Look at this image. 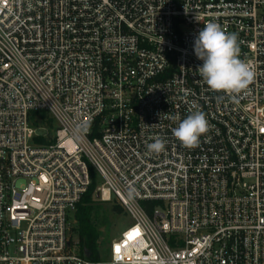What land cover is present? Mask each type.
Wrapping results in <instances>:
<instances>
[{
  "label": "built area",
  "instance_id": "2783aa9c",
  "mask_svg": "<svg viewBox=\"0 0 264 264\" xmlns=\"http://www.w3.org/2000/svg\"><path fill=\"white\" fill-rule=\"evenodd\" d=\"M209 21L256 73L234 98L197 71ZM193 111L189 149L172 129ZM90 166L133 220L108 260L70 238ZM0 264H264V0H0Z\"/></svg>",
  "mask_w": 264,
  "mask_h": 264
},
{
  "label": "clouds",
  "instance_id": "9594fccd",
  "mask_svg": "<svg viewBox=\"0 0 264 264\" xmlns=\"http://www.w3.org/2000/svg\"><path fill=\"white\" fill-rule=\"evenodd\" d=\"M194 41V53L203 61L198 67L200 77L215 92L235 97L246 90L254 81L255 71L250 62L240 58L241 48L237 33L226 32L220 24L209 21L203 24ZM176 120L178 117H171ZM90 130V124L83 123L74 130L77 138H82ZM209 130V122L203 111H193L172 129V135L186 148L199 145L200 137ZM166 141L155 137L147 145L150 153L165 151Z\"/></svg>",
  "mask_w": 264,
  "mask_h": 264
},
{
  "label": "trees",
  "instance_id": "16d2710c",
  "mask_svg": "<svg viewBox=\"0 0 264 264\" xmlns=\"http://www.w3.org/2000/svg\"><path fill=\"white\" fill-rule=\"evenodd\" d=\"M31 123L37 129L48 128L54 121L45 112L34 113ZM91 185L88 192L77 205L75 213L76 225L73 233L77 237L79 253L90 261H100L101 251L110 242V231L113 221L123 215V209L119 205H113L109 210L102 207L94 195L98 187L96 176L89 168Z\"/></svg>",
  "mask_w": 264,
  "mask_h": 264
},
{
  "label": "rangeland",
  "instance_id": "374dc122",
  "mask_svg": "<svg viewBox=\"0 0 264 264\" xmlns=\"http://www.w3.org/2000/svg\"><path fill=\"white\" fill-rule=\"evenodd\" d=\"M48 128H49V130H51V136H52L53 135L52 131H54V129H55V124L54 123L53 124H49ZM37 135L42 137L43 135H46V131L45 130L38 131ZM89 168H91V170L95 174L96 180L98 182V186H101L102 183H103L101 177L98 175V173L96 172V170L93 167L90 166ZM94 200H96L102 207H104L105 209H108V210L115 204L119 205L116 200H113V201H111L109 203L98 201L96 195H94ZM143 206H146V207L149 206L150 207V211H153V209H154L153 205H150V204H148V205L143 204ZM74 221L76 222L75 216L70 214L69 223H70V226H72V228H74L75 225H76V223L73 224ZM132 226H133V220L131 219L130 216H127L125 212L123 213V215L117 217L113 221V225H112L111 231H110V242L107 245H105L104 248L102 249V251H101V260H108L109 259L110 248H111L112 243L115 240H119L121 238L122 233L125 232L127 229H129ZM70 238L73 239V243L77 244L78 240H77L76 235L73 233V229H72V234H70Z\"/></svg>",
  "mask_w": 264,
  "mask_h": 264
}]
</instances>
